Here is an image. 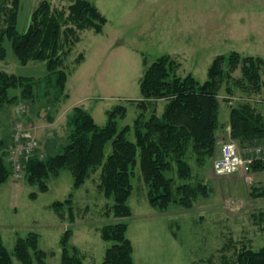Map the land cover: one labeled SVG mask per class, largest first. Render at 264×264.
<instances>
[{
    "label": "rangeland",
    "instance_id": "obj_1",
    "mask_svg": "<svg viewBox=\"0 0 264 264\" xmlns=\"http://www.w3.org/2000/svg\"><path fill=\"white\" fill-rule=\"evenodd\" d=\"M41 1H19L20 31L25 30L31 12ZM48 1L57 8H66L70 3ZM89 1L107 19L102 32L78 31L79 40L63 55L68 73L65 89L55 98L50 95L52 107L47 108L49 102L43 98L42 88L35 91L34 104L26 100L6 107L2 112L0 140L10 138L16 123L18 127L21 122V128L35 137L40 154L58 152L66 142L67 118L74 106H83L100 126L106 124L107 111L116 105L126 108L125 116L118 119L119 127L132 125L141 112L144 120L153 112L160 115L165 99H149L145 111L139 107L143 99L140 81L146 68L163 54H169L178 63V75L191 73L200 82L206 80L209 66L220 54L228 56L236 51L242 56L264 59V0ZM5 3L11 6V0ZM67 39L65 49L71 36ZM4 46L6 58L0 60L1 69L31 76L35 81L47 75L44 61L22 65L8 41ZM79 54H83L82 59L77 60ZM241 78L238 65L218 89L222 137L218 138L213 154L198 164L193 152L187 157L193 168L192 181L201 180L211 187L208 197L199 196L190 209L172 204L168 210L159 211L148 203L146 186L140 168L136 167L129 198L132 215L127 219V237L132 242L136 264H206L209 255L212 263H219L221 252L223 264H234L235 253L242 245L257 249L264 244V220L259 219L264 215V170L253 171L244 163L232 174L217 176L212 169L224 142H235L243 156L251 147L244 148L230 136L231 106L249 102L264 113V83L259 92L246 93L238 83ZM228 87L231 93L227 92ZM13 93H19V89ZM12 141L9 139L8 144ZM258 142L264 143L258 138L253 144ZM110 150L109 142L106 153ZM99 171L80 188L73 189L71 173L63 169L58 177L48 181L46 192H38L37 185L27 183L24 171L20 176L12 174L0 186V234L8 250L12 252L18 236L34 231L39 234L40 248L47 253V264H60L61 235L71 228L69 243L80 248L85 264H101L109 243L101 239L100 228L116 219L105 214L106 199L98 188ZM32 192L38 193L34 199L30 197ZM70 193L75 206L73 222L65 211L61 217L51 208L54 201L63 200ZM12 259L14 264H21L14 255Z\"/></svg>",
    "mask_w": 264,
    "mask_h": 264
},
{
    "label": "trees",
    "instance_id": "obj_2",
    "mask_svg": "<svg viewBox=\"0 0 264 264\" xmlns=\"http://www.w3.org/2000/svg\"><path fill=\"white\" fill-rule=\"evenodd\" d=\"M19 1L11 0L8 6L5 0H0V60L6 58V40L20 64L44 61L47 75L35 81L31 76L0 68V125L6 107L33 101L36 90L42 88V97L47 101L51 100L50 95L54 94L55 98L61 94L68 78L63 55L79 40L78 31L93 29L100 33L107 23L106 17L89 0H68L66 8L52 7L48 0H42L31 12L25 30L20 31L17 27ZM64 25L67 27L63 28ZM68 35L71 41L65 49ZM82 55L79 54L77 60L82 59ZM238 65H241L242 78L238 80L241 89L246 93L259 92L264 83V59L259 56H242L236 51L228 56L220 54L209 66L206 80L200 82L191 73L178 75V63L169 54H163L146 68L140 81L143 99L139 107L145 111L151 102L149 99H165L160 115L153 112L144 120L141 112L132 125L119 127L118 119L125 116L126 108L116 105L107 111L106 124L100 126L83 106H74L67 118L68 132L61 150L42 155L36 149L31 155L22 156L20 172L24 171L27 183L38 186V192H46L48 181L58 177L63 169L71 173L73 189L80 188L100 169L98 188L106 199L105 214H112L116 219L100 228L101 239L109 243L101 264H136L133 245L127 237V219L132 215L129 198L136 167L140 168L148 203L159 211L168 210L172 204L190 209L199 196L208 197L211 187L201 180L192 181L193 168L187 157L193 152L198 164L205 156L213 154L217 132L222 127L218 89ZM18 89L19 93H13ZM227 92L231 93L232 89L228 87ZM48 102L47 108L52 107ZM228 124L231 138L244 148L258 138L264 141V113L249 102L231 106ZM14 130L10 138L0 140V186L14 175L13 162L7 157L10 155L8 140L21 132L17 123ZM109 142L111 150L106 153ZM247 166L253 171H262L264 159H254ZM37 194L32 192L30 197L34 199ZM74 207L72 193L51 205L61 217L65 211L72 222ZM259 219L264 220V215ZM72 233V229L67 228L61 235L60 264H85L80 248L69 243ZM12 255L21 264H47V253L40 248L39 234L34 231L18 236L12 252L0 234V264H14ZM211 257L206 258V264L224 263L222 252L219 263H212ZM234 264H264V244L257 249L242 245L235 253Z\"/></svg>",
    "mask_w": 264,
    "mask_h": 264
},
{
    "label": "built area",
    "instance_id": "obj_3",
    "mask_svg": "<svg viewBox=\"0 0 264 264\" xmlns=\"http://www.w3.org/2000/svg\"><path fill=\"white\" fill-rule=\"evenodd\" d=\"M21 132L14 136V146L9 145V159L13 162L14 175L20 176L22 156L31 155L37 148V142L32 135L25 129L18 126ZM13 150V151H12ZM264 159V145L261 143L253 144L248 148V154L243 156L235 142L226 141L221 145L220 155L212 163V169L216 175H228L237 171L244 163H251L254 159Z\"/></svg>",
    "mask_w": 264,
    "mask_h": 264
},
{
    "label": "crops",
    "instance_id": "obj_4",
    "mask_svg": "<svg viewBox=\"0 0 264 264\" xmlns=\"http://www.w3.org/2000/svg\"><path fill=\"white\" fill-rule=\"evenodd\" d=\"M217 137H222V133H221V130L217 132Z\"/></svg>",
    "mask_w": 264,
    "mask_h": 264
}]
</instances>
